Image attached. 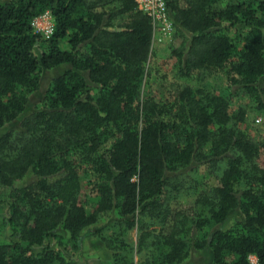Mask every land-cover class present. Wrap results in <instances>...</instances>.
<instances>
[{"label":"trees","instance_id":"1","mask_svg":"<svg viewBox=\"0 0 264 264\" xmlns=\"http://www.w3.org/2000/svg\"><path fill=\"white\" fill-rule=\"evenodd\" d=\"M220 1L168 9L178 75L220 72L227 90L177 85L158 101L140 94L153 27L135 0H0V264H76L84 233L108 217L120 232H91L112 264H183L193 249L209 264H264V137L231 110L245 93L264 114V0ZM44 11L47 38L31 26ZM132 229L135 247L121 236Z\"/></svg>","mask_w":264,"mask_h":264},{"label":"rangeland","instance_id":"2","mask_svg":"<svg viewBox=\"0 0 264 264\" xmlns=\"http://www.w3.org/2000/svg\"><path fill=\"white\" fill-rule=\"evenodd\" d=\"M222 0L216 3L213 7H221L225 4ZM182 37L176 36L175 25L173 27V33L171 40H164L163 42L155 41L151 45V50L147 62L145 63V75L141 82L140 94L141 97H151L158 101H163L172 98L173 89L177 85L191 86L193 88H204L210 92L220 93L224 92L228 88V81L224 74L220 72L210 71L206 75L204 80H199L192 75L190 77H180L178 75L177 58L173 51L178 50V46L182 41ZM59 73L58 69H52L44 72L42 75L41 90L45 89L53 76ZM41 92L34 94L30 97V104H39V98ZM28 105L31 108V105ZM244 108L246 111L245 120L241 125L243 131L247 135L260 140L264 137V114L255 108L252 97L248 94L241 93L232 100L231 110L235 108ZM5 128L0 129V135L4 133ZM202 174L204 170H200ZM82 182L86 185L87 177L84 174L80 175ZM210 179V178H209ZM20 184V183H18ZM209 185L216 184V180L211 178L208 181ZM172 192V190H171ZM83 193L89 195L86 190V186L83 188ZM91 197V195H89ZM91 206L90 204L88 205ZM6 216V207L3 205L0 207V241L6 238L8 233L7 225L3 222ZM112 219V220H111ZM114 218L101 219L97 224L92 226L90 230H87L83 237L80 250L72 256V259L76 264H112L111 250H108L101 238L93 236L92 230L100 229L101 233L105 236H111L113 232H120L122 229L117 226H111L109 223H113ZM237 220V215L234 214L224 224L223 228L228 229L234 226ZM121 236L127 243L134 246L138 240L136 229L121 232ZM150 237L146 242H151ZM118 245L117 239L114 241ZM150 248L149 244L143 248L140 252L136 251L134 254V261L138 262L140 257L147 256L146 252ZM135 249V248H134ZM134 252V251H133ZM210 257V251L207 249L191 250L188 253L183 264H209L207 261ZM252 263L256 262L254 255L250 256Z\"/></svg>","mask_w":264,"mask_h":264},{"label":"built area","instance_id":"3","mask_svg":"<svg viewBox=\"0 0 264 264\" xmlns=\"http://www.w3.org/2000/svg\"><path fill=\"white\" fill-rule=\"evenodd\" d=\"M139 11L146 14L152 23V43L171 40L173 21L169 15L168 0H135ZM31 26L33 30L43 37H49L54 30V18L49 11H44L36 16Z\"/></svg>","mask_w":264,"mask_h":264},{"label":"crops","instance_id":"4","mask_svg":"<svg viewBox=\"0 0 264 264\" xmlns=\"http://www.w3.org/2000/svg\"><path fill=\"white\" fill-rule=\"evenodd\" d=\"M152 45V44H151Z\"/></svg>","mask_w":264,"mask_h":264}]
</instances>
